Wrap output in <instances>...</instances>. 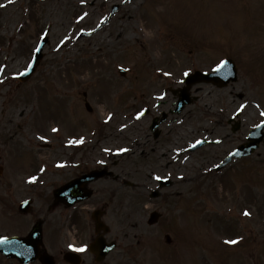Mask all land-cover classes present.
<instances>
[{"label": "rangeland", "instance_id": "rangeland-1", "mask_svg": "<svg viewBox=\"0 0 264 264\" xmlns=\"http://www.w3.org/2000/svg\"><path fill=\"white\" fill-rule=\"evenodd\" d=\"M44 36L35 73L19 81ZM227 57L239 67L237 81L194 84L193 101L170 112L186 74L212 71ZM162 112L155 139L152 116ZM262 121L264 0H0V193L33 198L35 215L56 226L60 208H47L53 187L81 172L75 162L92 161L93 144L106 140L122 173L99 180L102 191L83 208L107 202L110 221L133 232L138 247L125 264H264V144L214 169ZM197 140L206 143L190 150ZM154 210L163 215L151 226ZM10 229L25 231L0 203V236ZM164 232L172 238L165 252L144 249L165 242Z\"/></svg>", "mask_w": 264, "mask_h": 264}, {"label": "flooded vegetation", "instance_id": "flooded-vegetation-1", "mask_svg": "<svg viewBox=\"0 0 264 264\" xmlns=\"http://www.w3.org/2000/svg\"><path fill=\"white\" fill-rule=\"evenodd\" d=\"M109 174L114 178H119L118 172L113 173L110 170ZM59 205L63 208L60 207L57 213H52L57 216V225L48 223V219H45L43 225L45 234L44 248L45 250L49 249L50 253L55 256L56 264H122L123 251L118 242L117 247L114 248L117 250L113 251L114 256H117L116 260H107L109 255L103 261L96 260L97 254L93 253L89 248V243L96 238V223L94 220H89V212L87 209L82 208V206H87L86 203L79 202L75 204L72 206L73 210H69L68 207L62 204ZM108 214L114 215L112 211L109 213L108 210H102L101 217L105 218ZM102 232L101 230L98 234ZM115 235L116 232L112 228H109L105 237L109 236L110 238L107 239L111 241L114 240ZM79 239L82 241H79ZM68 243H73V245H67ZM81 243L83 245L86 243L88 250ZM80 248H84V250L79 251L78 249ZM65 253L68 262L63 259ZM0 264H41V262L34 260V262L23 263L15 256L3 255L0 256Z\"/></svg>", "mask_w": 264, "mask_h": 264}, {"label": "water", "instance_id": "water-1", "mask_svg": "<svg viewBox=\"0 0 264 264\" xmlns=\"http://www.w3.org/2000/svg\"><path fill=\"white\" fill-rule=\"evenodd\" d=\"M41 57H42V54H39L38 55V60L41 59ZM232 70L233 69H231V65L228 64V63H225L223 65V67L221 69H219V72H220V75H222V76L223 75H230ZM25 77H27V76H25ZM204 79H212V78H211V76H206L204 74L196 73V74H194V75H192V76H190L188 78V84L191 85L194 82H197V81H200V80H204ZM213 80L218 81L220 79L217 78V79H213ZM187 97H188V95L186 94L184 96V98H187ZM261 139H262V136H259L258 132H256V131L253 132V134H252V136L250 138V143L248 145H246V146H242V148L245 150V153L247 154V153L252 152L257 147V145H258V143L260 142ZM67 187H68V185L58 189L57 195L63 196L64 194H66L67 193V191H66ZM36 229L37 228H35L33 234L35 233ZM10 241L11 240H6L5 243L10 242ZM0 248H2V243L1 242H0Z\"/></svg>", "mask_w": 264, "mask_h": 264}, {"label": "bare ground", "instance_id": "bare-ground-1", "mask_svg": "<svg viewBox=\"0 0 264 264\" xmlns=\"http://www.w3.org/2000/svg\"><path fill=\"white\" fill-rule=\"evenodd\" d=\"M140 22L143 25V30H144V38L148 41L152 40L150 29L148 28L146 22L143 20V15L140 16ZM65 45L62 43V46ZM185 163H188L187 160H185Z\"/></svg>", "mask_w": 264, "mask_h": 264}, {"label": "snow or ice", "instance_id": "snow-or-ice-1", "mask_svg": "<svg viewBox=\"0 0 264 264\" xmlns=\"http://www.w3.org/2000/svg\"><path fill=\"white\" fill-rule=\"evenodd\" d=\"M26 71H27V69H26ZM122 151H123V149H122ZM159 178V177H158ZM33 179H35V177H33ZM246 214H249L250 215V213H246ZM7 240V237H4V238H0V242H3V241H6ZM238 241L237 240H230V241H228V243H232V244H235V243H237ZM71 247V246H70ZM86 247V246H85ZM79 251H83L84 250V248H80V249H78Z\"/></svg>", "mask_w": 264, "mask_h": 264}]
</instances>
